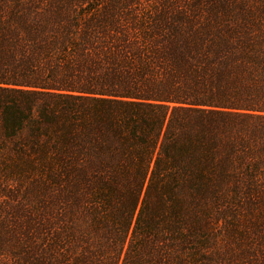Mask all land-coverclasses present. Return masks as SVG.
I'll list each match as a JSON object with an SVG mask.
<instances>
[{
    "label": "trees",
    "instance_id": "trees-1",
    "mask_svg": "<svg viewBox=\"0 0 264 264\" xmlns=\"http://www.w3.org/2000/svg\"><path fill=\"white\" fill-rule=\"evenodd\" d=\"M0 264H264V0H0Z\"/></svg>",
    "mask_w": 264,
    "mask_h": 264
}]
</instances>
